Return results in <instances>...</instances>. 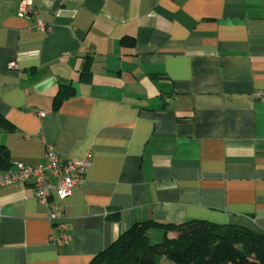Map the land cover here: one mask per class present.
Segmentation results:
<instances>
[{
    "label": "crops",
    "instance_id": "crops-1",
    "mask_svg": "<svg viewBox=\"0 0 264 264\" xmlns=\"http://www.w3.org/2000/svg\"><path fill=\"white\" fill-rule=\"evenodd\" d=\"M22 1L0 0L8 170L49 147L91 166L63 202L62 246L31 183L0 187V264H90L147 221L264 233L262 0H32L48 32Z\"/></svg>",
    "mask_w": 264,
    "mask_h": 264
},
{
    "label": "trees",
    "instance_id": "trees-1",
    "mask_svg": "<svg viewBox=\"0 0 264 264\" xmlns=\"http://www.w3.org/2000/svg\"><path fill=\"white\" fill-rule=\"evenodd\" d=\"M70 89V88H69ZM72 93L62 90L55 98V109ZM0 128L13 126L0 118ZM10 155L0 146V170L7 171ZM161 229L163 242L153 244L148 232ZM174 232L176 239H168ZM167 258L174 264H264V233L238 225H215L206 221L161 224L154 221L133 225L90 264H161Z\"/></svg>",
    "mask_w": 264,
    "mask_h": 264
},
{
    "label": "built area",
    "instance_id": "built-area-1",
    "mask_svg": "<svg viewBox=\"0 0 264 264\" xmlns=\"http://www.w3.org/2000/svg\"><path fill=\"white\" fill-rule=\"evenodd\" d=\"M17 14L21 17L35 18L40 31L50 30L37 18L32 0H23ZM11 67L14 68L15 65L11 64ZM255 98L264 101V90L256 92ZM40 116L45 115L41 113ZM44 158L45 163L41 166L32 167L18 162L12 169L0 173V187L31 183L35 198L48 207V220L53 226L51 240L55 245L62 246L71 240L63 218V202L75 189L83 186L91 159L87 157L83 160H65L50 147L46 149ZM53 193L57 196V202L52 201Z\"/></svg>",
    "mask_w": 264,
    "mask_h": 264
},
{
    "label": "rangeland",
    "instance_id": "rangeland-1",
    "mask_svg": "<svg viewBox=\"0 0 264 264\" xmlns=\"http://www.w3.org/2000/svg\"><path fill=\"white\" fill-rule=\"evenodd\" d=\"M161 264H174L171 261H169L167 258H162Z\"/></svg>",
    "mask_w": 264,
    "mask_h": 264
}]
</instances>
